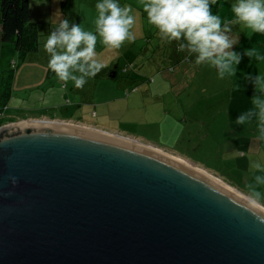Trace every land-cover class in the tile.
<instances>
[{"label":"water","instance_id":"1","mask_svg":"<svg viewBox=\"0 0 264 264\" xmlns=\"http://www.w3.org/2000/svg\"><path fill=\"white\" fill-rule=\"evenodd\" d=\"M48 122L0 127V264H264V223L208 185L242 194L136 138Z\"/></svg>","mask_w":264,"mask_h":264},{"label":"rangeland","instance_id":"2","mask_svg":"<svg viewBox=\"0 0 264 264\" xmlns=\"http://www.w3.org/2000/svg\"><path fill=\"white\" fill-rule=\"evenodd\" d=\"M135 11L137 30L146 26L142 30L144 38L113 50L101 44L98 37L96 51L107 67L82 88L71 81L65 88L48 68L45 36L61 18L94 30V4L86 0H31L30 17L39 35L37 45L22 51L0 44V127L28 119H52L139 136L145 143L211 170L243 193L249 179L248 158L264 152H257L253 144L246 149L240 141L230 139L238 136L239 129L254 128L235 123L240 112L251 106L249 95L253 94L233 92L230 81L219 79L215 69L197 66L184 53H177L176 42L162 40L148 23L146 13ZM143 45L148 54L140 55L137 52ZM243 98V108L236 109ZM229 102L232 105L228 108ZM135 111L138 115L132 118H137L136 122L127 120L126 113ZM232 130L237 131L232 134Z\"/></svg>","mask_w":264,"mask_h":264},{"label":"clouds","instance_id":"3","mask_svg":"<svg viewBox=\"0 0 264 264\" xmlns=\"http://www.w3.org/2000/svg\"><path fill=\"white\" fill-rule=\"evenodd\" d=\"M213 5L218 7L217 14H213ZM137 6L146 13L148 23L162 40L168 44L176 42L177 53H184L197 66L215 69L219 79L230 81L233 92L242 90L237 77L242 57L233 50L238 37L233 35L231 25H239L249 37L264 35V0H232L230 18L219 14L223 5L218 0H137ZM94 9V30L61 18L45 36L43 49L49 57L48 68L64 82L65 88L69 81L82 88L88 79L107 67L96 51L98 37L101 44L113 50L136 39V16L131 4L97 0ZM244 55L255 62L264 61V55L255 47L244 49ZM243 77L251 81L253 95L251 106L240 112L235 123L254 126L253 139L264 146V72L257 70L254 76L246 73ZM248 174L241 197L214 185L208 187L264 223V154L248 158ZM9 179L16 183L15 177Z\"/></svg>","mask_w":264,"mask_h":264},{"label":"crops","instance_id":"4","mask_svg":"<svg viewBox=\"0 0 264 264\" xmlns=\"http://www.w3.org/2000/svg\"><path fill=\"white\" fill-rule=\"evenodd\" d=\"M81 1V0H80ZM83 1V0H82ZM89 4H94L96 3V1H93V3H90V1L86 0ZM128 1V2H126ZM31 2V0H30ZM51 2V1H50ZM49 2V3H50ZM71 2V1H70ZM124 3H130V4H133L134 5V9L138 12V11H142V9H140L138 6H137V0H123ZM232 0H218V4H222L223 7L220 9V12L219 14L222 16V17H226V18H230L231 17V11H230V4H231ZM75 3V2H74ZM81 3V2H80ZM50 5H52L50 3ZM80 5V4H79ZM77 10L79 11V6L77 7ZM135 11V12H136ZM212 11H213V14H217L218 12V7L217 5H213L212 6ZM142 12H141V15H142ZM232 27V31H233V35H237L238 37V43L236 45H233V50L234 51H237L241 54V61L238 65V68L241 70L240 72L237 73V77L239 78L238 79V83H240L242 85V90L239 91V92H242V94H245V93H249V94H253V85L251 83V81L249 80H245L244 77H243V74H246V73H250L252 74L253 76L257 73V70L258 71H261V72H264V61H260V62H255L254 60H250L248 56L244 55V49H247V48H250V47H255L258 49V51L264 55V35L262 34H254L252 35L251 37L249 36H246L245 35V32L243 30H241L240 26L239 25H231ZM138 27H136V24L133 28V31L136 35V39L134 42H131L130 44H135L136 43V40L138 39H143L144 38V34L142 32V30L145 31L146 29V26H141L139 31L137 30ZM146 40L148 39V37H145ZM159 38V37H158ZM144 47H140L139 48V51L137 53H139L140 55L141 54H148L147 53V46L143 45ZM154 55V54H152ZM151 57H149L150 59ZM153 58V57H152ZM154 60L156 58H153ZM130 66L133 67V63L130 64ZM115 74V71L113 73V75ZM137 86V85H136ZM137 89V88H136ZM241 94V95H242ZM250 97L252 95H249ZM250 97H249V100H250ZM231 101L234 100L233 97H230ZM244 101H245V98H243L242 100H238V103L236 104V109H239V107H242L243 108V105H244ZM230 105H232V103L229 102L228 104V108L230 107ZM94 114V113H93ZM136 116L138 115V112H128L126 113V116H127V120H130L131 122H136L137 118H132V116ZM84 122H89L91 123L90 121H84ZM93 124V123H92ZM93 125H96V126H101V125H98V124H93ZM103 127V126H101ZM111 130H115V129H111ZM120 131V130H118ZM237 130H232V134H234ZM122 132V131H120ZM125 133V132H123ZM253 133H254V128L250 129L249 131H247L246 129L245 130H238V136L233 139H230V140H235L237 143L238 141H240V144L239 145H244V147H246V149H251L253 147V145L256 147L257 149V152L259 153H262L261 151L264 152V146H260L258 145L254 139H253ZM127 134V133H126ZM129 136H132V138H136L138 140H141L144 142V140L142 138H140L139 136H133L131 134H127ZM149 143V142H147ZM149 144H152V143H149ZM253 144V145H252ZM153 145V144H152ZM242 145V146H243ZM157 146V145H156ZM159 147V146H157ZM161 148V147H159ZM239 149H242V147L238 146ZM162 149V148H161ZM164 150V149H162ZM169 151V150H168ZM171 153H174L172 151H169ZM251 152V151H250ZM252 153V152H251ZM179 156H182L180 154H177ZM252 155H254L252 153ZM183 157V156H182ZM186 158V157H184ZM189 160V159H188ZM196 164V163H195ZM198 165V164H197ZM206 169V168H205ZM208 170L209 172H211L212 174H214V172H212L211 170L209 169H206ZM215 175V174H214ZM230 184V183H229ZM230 186L234 187V188H238V186H233L230 184Z\"/></svg>","mask_w":264,"mask_h":264},{"label":"trees","instance_id":"5","mask_svg":"<svg viewBox=\"0 0 264 264\" xmlns=\"http://www.w3.org/2000/svg\"><path fill=\"white\" fill-rule=\"evenodd\" d=\"M38 37L37 24L30 17V0H0V44L29 51Z\"/></svg>","mask_w":264,"mask_h":264},{"label":"bare ground","instance_id":"6","mask_svg":"<svg viewBox=\"0 0 264 264\" xmlns=\"http://www.w3.org/2000/svg\"><path fill=\"white\" fill-rule=\"evenodd\" d=\"M29 122H34V123H50V122H48L47 119H28V120H24V121L19 122V124H22V123H29ZM50 124H51V123H50ZM81 126L89 127V126H85V125H81ZM113 134H114V133H113ZM137 140H138V139H137ZM138 141H139V140H138ZM144 143H145V142H144ZM145 144H147V145H149V146H152V145H150V144H148V143H145ZM152 147H154L155 149H158V150L164 152L167 156L173 157V158H175V159H177V160H179V161H182V162H184V163H186V164H188V165H190V166H193L194 168H197V169L201 170L202 172H204V173L210 175V177H212V178H214V179L217 178L216 180H217L219 183H221V184H223L224 186H226L227 188L233 189V190H235L237 193L243 195V193H241L239 190H237V189L234 188V187H231L230 185H228L227 183H225L221 178H219V177H217L216 175L212 174L211 172H209L208 170H206V169L203 168L202 166H199V165H197V164L191 162L190 160H188V159H186V158H184V157H182V156H179V155H177V154H174V153H171V152H167V151L162 150V149H160V148H157V147H155V146H152ZM215 177H216V178H215Z\"/></svg>","mask_w":264,"mask_h":264}]
</instances>
